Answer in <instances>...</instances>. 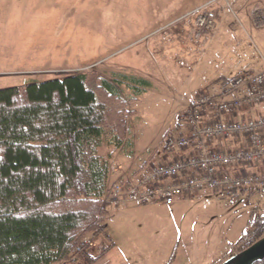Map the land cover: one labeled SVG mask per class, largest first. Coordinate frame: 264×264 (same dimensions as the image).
Masks as SVG:
<instances>
[{
  "label": "rangeland",
  "instance_id": "obj_1",
  "mask_svg": "<svg viewBox=\"0 0 264 264\" xmlns=\"http://www.w3.org/2000/svg\"><path fill=\"white\" fill-rule=\"evenodd\" d=\"M206 5L216 23L221 16L207 33L194 25ZM259 6L264 0H0V90L93 71L110 80L119 70L145 77L151 84L141 95L128 88L123 94L136 97L127 103L128 145L102 149L104 156L112 155L110 188L124 177L135 182L147 163L162 157L164 135L183 130L197 92H212L220 79L264 66V27L253 17ZM101 207L99 229L77 240L89 238L93 247L71 254L80 260L65 264H88L86 255H99L108 246L105 226L133 264H217L228 253L222 264L246 250L231 245L246 232L252 210L264 215V190L234 198L199 194L171 206H149L147 220L125 221L142 231L139 258L123 253L124 221L111 223L114 208L105 198Z\"/></svg>",
  "mask_w": 264,
  "mask_h": 264
},
{
  "label": "trees",
  "instance_id": "obj_2",
  "mask_svg": "<svg viewBox=\"0 0 264 264\" xmlns=\"http://www.w3.org/2000/svg\"><path fill=\"white\" fill-rule=\"evenodd\" d=\"M254 19L264 25V7ZM228 80L217 84L225 87ZM150 84L131 74L110 80L93 71L0 90V264L80 260L72 248L82 232L99 229L112 181V155L102 149L121 151L129 143L127 103L136 97L124 96L125 88L139 96ZM102 230L109 244L97 256L86 255L88 264L114 246ZM263 237L264 215L254 209L231 250Z\"/></svg>",
  "mask_w": 264,
  "mask_h": 264
},
{
  "label": "built area",
  "instance_id": "obj_3",
  "mask_svg": "<svg viewBox=\"0 0 264 264\" xmlns=\"http://www.w3.org/2000/svg\"><path fill=\"white\" fill-rule=\"evenodd\" d=\"M209 5L196 13L195 26L207 33L216 27ZM183 130L163 142L158 162L147 163L135 182H116L105 203L171 206L181 198L264 190V68L241 72L212 92L200 91L184 115ZM93 247L83 238L72 248L82 255Z\"/></svg>",
  "mask_w": 264,
  "mask_h": 264
},
{
  "label": "crops",
  "instance_id": "obj_4",
  "mask_svg": "<svg viewBox=\"0 0 264 264\" xmlns=\"http://www.w3.org/2000/svg\"><path fill=\"white\" fill-rule=\"evenodd\" d=\"M264 6H259V7H255L256 8V11L262 9ZM229 9H231V7H228ZM255 11V12H256ZM254 17V16H253ZM220 17H218V26L220 24ZM255 21V19H254ZM256 22V21H255ZM260 28L264 27V25H259L258 23H256ZM194 25H195V20H194ZM167 26V25H166ZM164 26V27H166ZM200 35V34H199ZM264 66H262L261 69H263ZM260 69V70H261ZM259 70V71H260ZM253 72V71H252ZM258 72V71H257ZM130 74V73H127V72H123V71H114L113 72V76L114 75H117V74ZM239 74V73H238ZM131 75H135V74H131ZM237 74H234L233 76H236ZM137 77H141V78H144L146 79L145 77H142V76H138V75H135ZM231 76V77H233ZM229 77V78H231ZM147 80V79H146ZM215 86H219V84L215 85ZM132 89V88H131ZM200 92V91H199ZM197 92V94L199 93ZM196 94V95H197ZM195 95V96H196ZM193 96L192 99L195 97ZM192 101V100H191ZM190 101V102H191ZM189 102V104H190ZM188 104V105H189ZM188 107V106H187ZM116 182H122V183H129L128 180L125 179V177L123 179H121V181H116ZM207 199L208 198H212L214 196H205ZM159 206H165V205H157V206H151L150 208H157ZM167 206V205H166ZM149 206H141V205H137V204H134V203H125L123 204L121 207L117 208V209H113L112 210V217H111V223H116V222H121V221H124V225L123 226H119L120 229H121V233L122 235L124 236V240H125V248L123 250V253L126 254L127 253H130V256H134L133 258H136V257H140L141 256V253L140 251H142V242H141V239L139 238V236L142 235V231L139 226V228L137 227V225H135L133 222H130V223H125L126 220H136V221H144V220H147L149 216H151V213L147 210ZM105 226V225H104ZM105 229H106V226H105ZM105 233H107V231L105 230ZM111 235H109L110 237ZM111 238V237H110ZM112 240V239H111ZM107 243L109 244L108 240H106ZM113 242V240H112ZM114 246L113 248H111L103 257H101L96 263L94 264H133L131 262H127V258L124 256V254L121 253V251H119L115 245V243L113 242ZM153 244H155V242H152V246L153 247ZM105 248V247H104ZM94 256V255H92ZM136 256V257H135ZM135 264H140V263H135ZM144 264H155V263H144Z\"/></svg>",
  "mask_w": 264,
  "mask_h": 264
},
{
  "label": "water",
  "instance_id": "obj_5",
  "mask_svg": "<svg viewBox=\"0 0 264 264\" xmlns=\"http://www.w3.org/2000/svg\"><path fill=\"white\" fill-rule=\"evenodd\" d=\"M264 262V238L222 264H256Z\"/></svg>",
  "mask_w": 264,
  "mask_h": 264
}]
</instances>
